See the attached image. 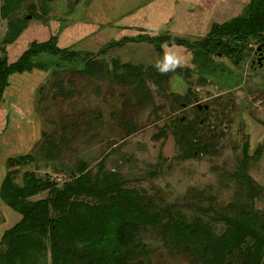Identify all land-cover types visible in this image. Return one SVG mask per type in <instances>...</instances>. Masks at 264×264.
<instances>
[{
	"label": "rangeland",
	"instance_id": "374dc122",
	"mask_svg": "<svg viewBox=\"0 0 264 264\" xmlns=\"http://www.w3.org/2000/svg\"><path fill=\"white\" fill-rule=\"evenodd\" d=\"M144 1L0 0V55L4 34L13 35L11 58L50 34L58 46L92 53L138 32L166 39L159 65L153 44L125 40L86 59L40 52L32 59L42 68L10 75L0 99V183L9 162L19 185L27 170L56 187L71 182L68 201L49 209L62 247L81 250L79 236L132 200L160 226L179 219L213 234L229 230L234 246L223 258H198L150 228L131 264H264V67L250 62L264 31L245 37L238 54L209 55L167 38L194 45L212 21L243 13L245 1L223 0L212 12L189 0L135 9ZM87 171L86 182L74 179ZM47 195L43 189L29 199ZM19 217L0 197V233ZM33 238L36 264H52L48 232Z\"/></svg>",
	"mask_w": 264,
	"mask_h": 264
},
{
	"label": "trees",
	"instance_id": "16d2710c",
	"mask_svg": "<svg viewBox=\"0 0 264 264\" xmlns=\"http://www.w3.org/2000/svg\"><path fill=\"white\" fill-rule=\"evenodd\" d=\"M10 1L16 6L22 2V0ZM194 1L197 3L200 0ZM205 1L203 0L204 3ZM213 1L209 0L206 9L211 8ZM244 7L245 11L243 13L221 21H212L205 35L194 45H189L185 43L186 41L174 36H169L167 43L171 38L177 44L181 43L185 47L193 49L198 48L209 55L213 53L221 54L222 52H235V54H238L242 49L245 37L258 36L260 32L264 31V0H247ZM29 8L34 11L33 5H30ZM1 9L5 12L6 6L3 5ZM48 24L42 25L48 26ZM25 25H27V21L23 19L18 28L21 29ZM46 29L48 30L47 27ZM125 40H145L153 44L160 56L156 61V65L160 64L163 44L166 39L160 38L158 33L150 35L145 32H138L131 36L123 35L119 39L105 43L94 53L58 46L56 37L50 34L48 38L43 40H30L14 58L9 57V46L17 40L13 35L4 34L1 47L3 54L0 55V99L8 85L10 75H22L30 72L32 68H42L32 59V56L40 52L58 54L64 59H86L92 55L102 54L110 44H123ZM261 40L264 42V36ZM120 65L122 67L123 65L137 67L128 62ZM26 158V154H23L18 156L17 161ZM10 165L11 162L7 163V170L0 183V197L6 205L17 211L20 217L10 227L4 229L1 234L0 244H6V247L0 251V264H36L35 251L40 243L39 238H33L36 232H48L50 235L52 264H131V258L139 254L140 248L143 246L140 241L141 234L149 231L150 228L156 229L162 237L170 238L174 243L176 242L175 244L181 243L186 251L198 258L206 259V256L210 258L209 260L213 256L223 258L224 252L234 246L229 230L213 234L209 226L198 227V225L187 224L179 219L171 223L165 222L160 226L158 218L149 219L144 217L145 210L141 201L131 205L132 200L127 205L121 203L118 210L109 211L106 222L102 224L105 225L104 228L100 225L90 233L79 236L82 244L81 250L72 245L67 248L59 246L57 235L59 230L61 231L60 223L57 217L49 214V209L50 207H60V205L66 203L75 188L68 181L63 182L61 187L44 182L32 170L23 172V184L19 185L13 180L16 167H10ZM88 178L89 172L87 171L79 174L74 179L78 182H86ZM241 179H247L248 190L252 191L249 182L251 181L250 177L246 176L245 178V176H242ZM241 179L239 183L245 184ZM43 189H47L49 195L34 200L29 199L30 196ZM239 214L247 215L248 211L239 210ZM99 242L101 244H98ZM35 248L36 250H34ZM206 251L208 252L206 253Z\"/></svg>",
	"mask_w": 264,
	"mask_h": 264
},
{
	"label": "crops",
	"instance_id": "0c3cea01",
	"mask_svg": "<svg viewBox=\"0 0 264 264\" xmlns=\"http://www.w3.org/2000/svg\"><path fill=\"white\" fill-rule=\"evenodd\" d=\"M152 2L153 3V1L152 0H145L143 3H140V4H137L136 5V7H135V9H137V8H140V6H142V4H146L147 2ZM227 1V4L229 3V2H231L232 4H234V3H237L238 1L239 2H241V1H245V2H247V0H238V1H236V0H226ZM189 3H192V5L191 6H193V5H196L201 11H209V12H212L214 9L213 8H217V5H220V3H223L224 1L223 0H214L213 1V3H212V5H211V8H209V10L208 9H206V7L208 6V3H209V0H206L205 1V3L203 2V0H200L199 2H197V3H195V1L194 0H189L188 1ZM204 8V9H203ZM218 10V9H217ZM217 13V12H216ZM162 15H164V14H162ZM10 214V216L9 217H12L13 215L11 214V213H9ZM6 220H8V219H6ZM14 222H10V223H7L8 224V227L11 225V224H13ZM1 234V233H0Z\"/></svg>",
	"mask_w": 264,
	"mask_h": 264
},
{
	"label": "flooded vegetation",
	"instance_id": "af4514ba",
	"mask_svg": "<svg viewBox=\"0 0 264 264\" xmlns=\"http://www.w3.org/2000/svg\"><path fill=\"white\" fill-rule=\"evenodd\" d=\"M264 48V42H262V45L260 48L255 52V55L253 58H251L250 62L252 65H262L264 67V53H259Z\"/></svg>",
	"mask_w": 264,
	"mask_h": 264
},
{
	"label": "water",
	"instance_id": "95a60500",
	"mask_svg": "<svg viewBox=\"0 0 264 264\" xmlns=\"http://www.w3.org/2000/svg\"><path fill=\"white\" fill-rule=\"evenodd\" d=\"M259 53H264V48L262 49V51L261 52H259Z\"/></svg>",
	"mask_w": 264,
	"mask_h": 264
}]
</instances>
